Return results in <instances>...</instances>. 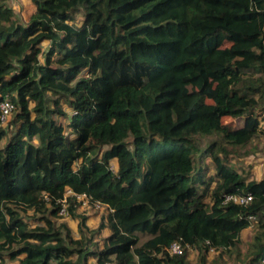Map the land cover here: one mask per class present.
<instances>
[{
  "label": "trees",
  "instance_id": "obj_1",
  "mask_svg": "<svg viewBox=\"0 0 264 264\" xmlns=\"http://www.w3.org/2000/svg\"><path fill=\"white\" fill-rule=\"evenodd\" d=\"M29 1L0 0V264H264V177L236 164L264 132V0Z\"/></svg>",
  "mask_w": 264,
  "mask_h": 264
},
{
  "label": "rangeland",
  "instance_id": "obj_2",
  "mask_svg": "<svg viewBox=\"0 0 264 264\" xmlns=\"http://www.w3.org/2000/svg\"><path fill=\"white\" fill-rule=\"evenodd\" d=\"M5 1L12 8H14L15 12L18 14L21 21H26L28 19L30 12L33 10V6L29 0H5ZM75 15L80 17L79 12H77ZM228 44L229 43L226 42L224 44V46H228ZM41 45L46 48L48 44L43 42ZM261 101H262V103H264V95L261 98ZM62 106L69 113L70 108L67 106V104L65 102L62 103ZM13 115H14V111H12L11 114L9 115V117L7 118V120L4 123H2L3 126L9 130V132L12 131L14 128V125L11 126L10 121H9L13 117ZM224 120L225 121H231L232 127H235V126L240 125L242 123V118H230L229 116H225ZM259 127L261 129H264V118L262 119V122H260ZM212 137H214V136L210 135L208 137L198 139V143L204 144L209 140V138H212ZM251 144L252 145L248 147L249 154L237 156L236 157V161H237L236 164L240 166L239 168L243 167V170L245 172H248L249 176H252L254 178L259 179V178L264 177V132H259V135L255 139L252 140ZM204 162L207 164L208 173H213L214 169H213V165L211 163L210 158L205 157ZM103 209H104V207H101L99 209L100 211L89 210V209L85 210V214H87L86 224L89 227L94 228L99 224V222L102 218V215H103V212H101V211H103ZM55 220H56V222L64 221L68 225L71 234L73 236L77 234V231H76V223L78 220L77 218H72V217L60 214V216L55 218ZM255 230H256V226L252 225V226H249L248 228H245L242 231L241 242L239 244L241 255L247 250L249 242L251 241V238H252L253 234L255 233ZM106 232H108L107 229L103 230L101 232V234H105ZM101 234H100V236H101ZM145 237L146 236L144 234H139L140 240H142ZM188 251H189V254H188L189 258L194 259L196 257V253H195L196 250L192 247H188ZM215 252L216 251L211 249L208 253V257L212 256ZM227 260H230V259L227 258ZM17 263H18V260L13 259V260H7L5 264H17Z\"/></svg>",
  "mask_w": 264,
  "mask_h": 264
},
{
  "label": "built area",
  "instance_id": "obj_3",
  "mask_svg": "<svg viewBox=\"0 0 264 264\" xmlns=\"http://www.w3.org/2000/svg\"><path fill=\"white\" fill-rule=\"evenodd\" d=\"M13 108H14V104L12 101H10L8 99H4V100L0 101V121H1V123H4L7 120L8 116L10 115ZM66 193L76 195V197L81 200V204L83 206L92 205L93 208H95V209H99L101 207H107V205L105 203L99 202V201H93V204L90 203L89 197L85 193H75L74 191H72L69 188L67 189ZM251 198H252V196L250 193H245V194L227 193L223 197V203H227V202L231 201V202H235V203H239V204H245V203L249 202L251 200ZM108 209H110V208H108ZM58 213L61 215L66 214L65 198L60 199V208L58 210ZM249 218L252 219L253 216H249ZM182 249H183V247H182L181 243L179 241H176V240L172 241L168 246V250L170 253H180L182 251ZM101 264H117V263L113 260H106Z\"/></svg>",
  "mask_w": 264,
  "mask_h": 264
}]
</instances>
